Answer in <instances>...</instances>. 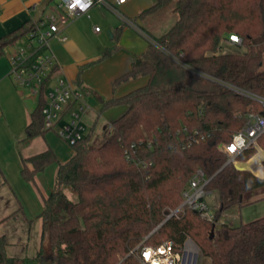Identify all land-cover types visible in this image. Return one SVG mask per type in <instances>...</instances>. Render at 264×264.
<instances>
[{
	"label": "trees",
	"instance_id": "trees-1",
	"mask_svg": "<svg viewBox=\"0 0 264 264\" xmlns=\"http://www.w3.org/2000/svg\"><path fill=\"white\" fill-rule=\"evenodd\" d=\"M169 5L176 21L153 35L146 51L113 86L141 77L147 82L102 104V111L127 108L111 123V133L95 139L93 126L71 145L73 155L65 162L51 147L22 156L26 181L35 182L38 173L59 164L53 190L42 194L40 217L49 244L37 257L20 259L8 255L7 239L0 236V264H43V256L50 264H142L143 246L171 241L181 250L187 238L211 264H264V216L239 226L223 223L213 238L209 234L225 211L264 193V178L255 175H264V136L240 157L248 162L241 166L255 174L228 163L221 148L244 124V115L261 111V105L219 82L264 96V0H154L140 16L163 13ZM40 22L32 17L2 35L0 56ZM232 34L242 38L236 45L242 50L226 52L223 42ZM54 70L40 86L18 144H29L48 131L43 108ZM195 136L200 140L193 142ZM198 169L210 178L206 190L218 195L214 222L186 209L154 231L167 210L182 203Z\"/></svg>",
	"mask_w": 264,
	"mask_h": 264
},
{
	"label": "crops",
	"instance_id": "crops-1",
	"mask_svg": "<svg viewBox=\"0 0 264 264\" xmlns=\"http://www.w3.org/2000/svg\"><path fill=\"white\" fill-rule=\"evenodd\" d=\"M42 1L0 0V37L34 17ZM153 4L154 0H129L116 5L119 13L96 5L88 14L62 24L58 36L51 40L57 64L47 90L62 77L86 91L88 109L84 118L88 132L99 124L110 126L127 109L122 105L102 111L105 100L123 96L147 82L146 77H141L113 86V81L130 71L135 60L146 51L153 35L170 26V20H161V24L164 15L160 12L140 16ZM96 26H100V31ZM26 42L27 38L19 40L0 56V236L7 239L8 255L20 259L35 258L42 248H48V236H44L40 217L44 206L42 194L49 195L53 190L59 165L54 163L38 173L35 182L26 181L21 174L22 156H32L48 147L55 151L60 162L73 155V149L69 154L62 153L46 134L29 144L17 142L37 105L33 107L32 100L37 98L38 102V97L30 95L28 88L19 86L11 75L8 56ZM108 48L110 53L104 55Z\"/></svg>",
	"mask_w": 264,
	"mask_h": 264
},
{
	"label": "built area",
	"instance_id": "built-area-1",
	"mask_svg": "<svg viewBox=\"0 0 264 264\" xmlns=\"http://www.w3.org/2000/svg\"><path fill=\"white\" fill-rule=\"evenodd\" d=\"M128 1L54 0L53 10L44 12L40 24L27 37L28 42L13 49L8 56L11 63V75L15 82L22 88H28L30 95L38 97L41 84L49 77L57 64L56 56L51 48V40L58 36L60 26L68 24L71 19L80 14H88L96 5L108 7L119 13L116 5H122ZM96 30L100 31V26H96ZM227 41L239 45L242 43V38L232 34ZM219 82L261 105V111H248L244 115V124L233 133L229 142L221 145L223 151L229 156V163H233L237 169L253 171L241 166L244 162L240 160V157L247 148L257 146L264 136V96L225 81ZM46 94L48 102L43 108L45 128L57 130L59 136L70 145L85 138L88 127L84 117L88 104L82 90L61 77L46 91ZM199 140V137L195 136L193 142ZM139 164L143 167L147 166L145 161H140ZM260 166L264 167V161L260 162ZM209 180L210 178L202 169L195 172L188 188L184 191L182 203L174 211V216L183 213L186 209H191L198 211L201 218L214 222L215 212L207 201L210 192L206 190V185ZM187 246L185 242L179 250L171 241H165L157 246H143L140 249V259L143 264H194V251Z\"/></svg>",
	"mask_w": 264,
	"mask_h": 264
},
{
	"label": "rangeland",
	"instance_id": "rangeland-1",
	"mask_svg": "<svg viewBox=\"0 0 264 264\" xmlns=\"http://www.w3.org/2000/svg\"><path fill=\"white\" fill-rule=\"evenodd\" d=\"M52 10H53V3H51L48 6L47 12H50ZM162 14L164 16L161 17L160 22H161V20H162V22H164V20L165 21L170 20L169 25H172L177 19V15L173 14V12H172V6L171 5L167 6L163 10ZM162 22H161V24H162ZM23 45L24 44H22L21 46H23ZM223 45H224V49L226 52H234V51L242 50L241 48H238L234 43H230L227 40L223 42ZM262 68H264V62H263ZM36 103H37V98H34L32 100V106L35 107ZM109 133H111V128L109 125H104V127H103L102 124H99L97 127H95V130L93 131V137L95 139L98 138L99 140H103L106 135H109ZM58 135L59 134H57L54 130H48L46 133V138L51 140V144L54 145L57 149H59L62 153L69 154L70 151L72 150L71 145L67 144ZM253 159H251V160H253ZM263 169H264V167H263ZM248 171L255 174L254 171H251V170H248ZM255 175L259 176L261 178H264V175H258V174H255ZM70 197L74 198L72 193H70ZM251 200L252 201L249 204H246L244 206L234 205L230 209L225 211L222 214L219 221L216 223V228L214 229V235L218 233L219 228L223 223H228L229 225H232V226H239L242 223H247V222H250V221H253L255 219L263 217L264 216V193H262L256 197H253ZM207 201L209 202V205H210V208L212 209V211L215 212L218 208V205H219L217 193H215V192L209 193L207 196ZM176 209H168L166 217L169 214H171L172 212H174ZM182 214L183 213H180L179 216ZM212 230L213 229H211L209 231V234H211ZM160 238L165 240L164 237H160ZM186 242L188 245L187 246L188 249L194 251L193 263L196 261V264H211V259L209 257L202 255L201 250L199 249V247L195 244V242L191 238H187ZM45 260L47 262L50 261L49 258H46ZM141 263H142V261H141Z\"/></svg>",
	"mask_w": 264,
	"mask_h": 264
},
{
	"label": "water",
	"instance_id": "water-1",
	"mask_svg": "<svg viewBox=\"0 0 264 264\" xmlns=\"http://www.w3.org/2000/svg\"><path fill=\"white\" fill-rule=\"evenodd\" d=\"M53 2V0H43L42 2H41V4L39 5V7H38V9H37V12H36V14H35V16H34V19L36 20V21H39L40 19H41V17H42V15L44 14V12L46 11V9L48 8V6L51 4ZM229 163V162H228ZM239 170H245V169H239ZM175 214V212H172L171 214H169L165 219H164V221L154 230V231H156L159 227H161L164 223H166V221L170 218V217H172L173 215ZM214 229L215 228H213V230H212V232H211V235H210V237L211 238H213L214 237ZM153 231V232H154ZM152 232V233H153ZM42 263L43 264H50L51 263V260L50 261H46L45 260V256H43L42 257ZM194 264H196V261L194 262Z\"/></svg>",
	"mask_w": 264,
	"mask_h": 264
},
{
	"label": "bare ground",
	"instance_id": "bare-ground-1",
	"mask_svg": "<svg viewBox=\"0 0 264 264\" xmlns=\"http://www.w3.org/2000/svg\"><path fill=\"white\" fill-rule=\"evenodd\" d=\"M255 147H256V146H255ZM255 147H251V148H255ZM251 148H247V149H251ZM247 149H246V150H247ZM241 161H242V160H241ZM250 161H251V160H250ZM250 161H249V162H250ZM243 162H244V163H248V162H246V161H243Z\"/></svg>",
	"mask_w": 264,
	"mask_h": 264
},
{
	"label": "snow or ice",
	"instance_id": "snow-or-ice-1",
	"mask_svg": "<svg viewBox=\"0 0 264 264\" xmlns=\"http://www.w3.org/2000/svg\"><path fill=\"white\" fill-rule=\"evenodd\" d=\"M77 2H79V0H77ZM233 39H236V37H233Z\"/></svg>",
	"mask_w": 264,
	"mask_h": 264
}]
</instances>
